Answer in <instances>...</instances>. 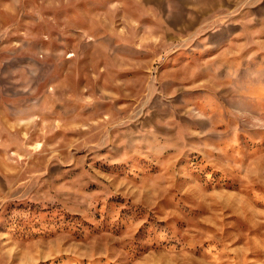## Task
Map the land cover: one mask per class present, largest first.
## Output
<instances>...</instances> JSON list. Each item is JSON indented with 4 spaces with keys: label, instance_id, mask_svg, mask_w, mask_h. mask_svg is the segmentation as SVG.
<instances>
[{
    "label": "rangeland",
    "instance_id": "obj_1",
    "mask_svg": "<svg viewBox=\"0 0 264 264\" xmlns=\"http://www.w3.org/2000/svg\"><path fill=\"white\" fill-rule=\"evenodd\" d=\"M0 264H264V0H0Z\"/></svg>",
    "mask_w": 264,
    "mask_h": 264
}]
</instances>
